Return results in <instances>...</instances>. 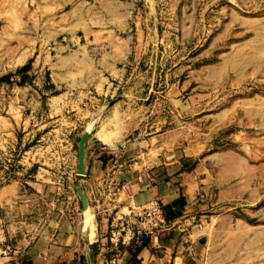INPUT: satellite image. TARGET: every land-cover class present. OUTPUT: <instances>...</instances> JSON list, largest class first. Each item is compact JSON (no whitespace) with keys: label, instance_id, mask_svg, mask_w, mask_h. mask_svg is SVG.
<instances>
[{"label":"rangeland","instance_id":"374dc122","mask_svg":"<svg viewBox=\"0 0 264 264\" xmlns=\"http://www.w3.org/2000/svg\"><path fill=\"white\" fill-rule=\"evenodd\" d=\"M86 133L109 147L81 179ZM159 133L214 183L192 264H264V0H0V188L22 184L23 229L94 235L90 198L119 193L94 183H128Z\"/></svg>","mask_w":264,"mask_h":264},{"label":"crops","instance_id":"0c3cea01","mask_svg":"<svg viewBox=\"0 0 264 264\" xmlns=\"http://www.w3.org/2000/svg\"><path fill=\"white\" fill-rule=\"evenodd\" d=\"M98 141L103 147H88L86 151L87 170L95 174L99 167L104 168L99 159L109 147ZM171 145L167 147L165 134L159 133L128 153L133 171L128 183H94L95 188L115 191L118 187L119 191L113 192L115 197L97 200V205L90 198L94 235L85 227H72L62 215L39 232L23 229L18 211L26 202L21 196L22 184L1 187L0 264H177L178 259L181 264H188V260L192 264L204 242V226L197 223L210 217L209 206L199 196L214 183L199 180L190 167L193 157H180L176 143ZM152 202L160 204L165 225L139 242L137 234L148 228L139 216Z\"/></svg>","mask_w":264,"mask_h":264},{"label":"built area","instance_id":"2783aa9c","mask_svg":"<svg viewBox=\"0 0 264 264\" xmlns=\"http://www.w3.org/2000/svg\"><path fill=\"white\" fill-rule=\"evenodd\" d=\"M139 219L148 227L147 231L137 234V241L139 242L148 239L155 231L162 229L165 225L163 210L158 202H152L143 208Z\"/></svg>","mask_w":264,"mask_h":264},{"label":"water","instance_id":"95a60500","mask_svg":"<svg viewBox=\"0 0 264 264\" xmlns=\"http://www.w3.org/2000/svg\"><path fill=\"white\" fill-rule=\"evenodd\" d=\"M88 140V133L84 134L82 136V139L80 141V149H79V163H78V177L79 178H85L87 175L86 172V143ZM79 195L81 196L82 202H83V207L85 210L89 207L88 205V200L86 195L78 190ZM91 260L94 262V254H91Z\"/></svg>","mask_w":264,"mask_h":264},{"label":"bare ground","instance_id":"6f19581e","mask_svg":"<svg viewBox=\"0 0 264 264\" xmlns=\"http://www.w3.org/2000/svg\"><path fill=\"white\" fill-rule=\"evenodd\" d=\"M104 141H105V139H104ZM107 142V141H106ZM89 216V215H88ZM88 218V217H87ZM88 222V221H87Z\"/></svg>","mask_w":264,"mask_h":264},{"label":"trees","instance_id":"16d2710c","mask_svg":"<svg viewBox=\"0 0 264 264\" xmlns=\"http://www.w3.org/2000/svg\"><path fill=\"white\" fill-rule=\"evenodd\" d=\"M145 242V241H144Z\"/></svg>","mask_w":264,"mask_h":264}]
</instances>
